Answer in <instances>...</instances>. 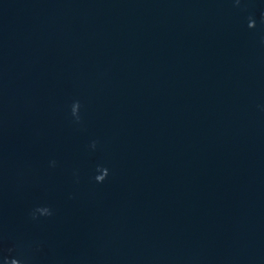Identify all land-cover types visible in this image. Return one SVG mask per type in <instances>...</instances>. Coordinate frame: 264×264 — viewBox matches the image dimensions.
Segmentation results:
<instances>
[{
    "label": "water",
    "instance_id": "95a60500",
    "mask_svg": "<svg viewBox=\"0 0 264 264\" xmlns=\"http://www.w3.org/2000/svg\"><path fill=\"white\" fill-rule=\"evenodd\" d=\"M149 0H0V163Z\"/></svg>",
    "mask_w": 264,
    "mask_h": 264
}]
</instances>
